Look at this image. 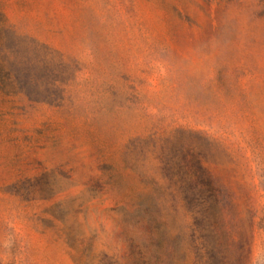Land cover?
<instances>
[{
    "label": "rangeland",
    "instance_id": "374dc122",
    "mask_svg": "<svg viewBox=\"0 0 264 264\" xmlns=\"http://www.w3.org/2000/svg\"><path fill=\"white\" fill-rule=\"evenodd\" d=\"M0 264H264V0H0Z\"/></svg>",
    "mask_w": 264,
    "mask_h": 264
}]
</instances>
